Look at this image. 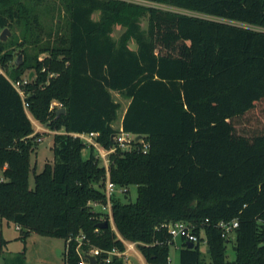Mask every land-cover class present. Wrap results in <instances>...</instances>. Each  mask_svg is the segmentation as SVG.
<instances>
[{
	"label": "trees",
	"instance_id": "1",
	"mask_svg": "<svg viewBox=\"0 0 264 264\" xmlns=\"http://www.w3.org/2000/svg\"><path fill=\"white\" fill-rule=\"evenodd\" d=\"M142 1L192 14L124 0H0V28L13 32L0 41V65L7 69L17 48L23 55L11 75L0 71V219L20 226L23 238L84 234L105 251L136 242L148 264L169 263L168 225L186 222L199 242L190 249L181 237V264H203L204 242L211 264H264V130L245 129L264 114V0ZM51 8L65 10L66 21L44 20ZM115 25L126 28L118 40ZM27 71L34 73L24 87L28 109L9 80ZM113 93L129 100L123 131L150 147L118 148L107 169L94 149L84 158L86 144L70 133L98 132L104 149L115 147L121 104ZM55 102L65 114L51 110ZM30 115L64 130L34 189L31 153L40 134ZM108 173L128 189L124 198L131 186L138 192L134 202L112 197L115 229L91 207L107 204ZM233 220L231 241L219 224ZM104 221L109 226L99 228ZM76 245L66 264H79Z\"/></svg>",
	"mask_w": 264,
	"mask_h": 264
},
{
	"label": "rangeland",
	"instance_id": "2",
	"mask_svg": "<svg viewBox=\"0 0 264 264\" xmlns=\"http://www.w3.org/2000/svg\"><path fill=\"white\" fill-rule=\"evenodd\" d=\"M141 4L154 6L158 8L161 7L160 4H155L151 2H141ZM95 20L100 19V14L96 13L94 15ZM49 24L55 25L56 21L62 20L63 23L66 21V14L65 10H62L60 13L58 10H46V16L44 18ZM148 20L145 18L142 22V26L144 29L147 28ZM8 28H0V37ZM11 35L8 36V41L13 36L12 30L9 29ZM126 31V28L122 25H115L113 29V39L118 40L120 36ZM1 41V40H0ZM132 49H137V45L132 43ZM21 54H19V49L15 50V58L12 62L9 63V67L3 68L0 65V70L4 73H8L11 75V70L13 68L14 62L16 59L19 58ZM44 57V54L41 55V59ZM30 71H27L24 75V78H29L28 75ZM115 101L121 104V109L119 110L118 119L115 121V129L120 131V121L125 112L129 100L120 95L119 93H113ZM259 115V116H258ZM33 126L35 129V133H39V140L37 141L36 146L31 153V171L29 175V187L34 189L35 187V173H40L43 171L45 165L47 163L54 164L55 162V154H54V135L58 134L55 131L49 129L47 125L38 122L30 115ZM257 117V118H255ZM256 119L251 127H246L245 129L257 132L260 129L264 130V114H257L254 116ZM242 128V127H241ZM244 128V127H243ZM242 128V129H243ZM64 130L59 131V133H63ZM47 143V147L41 148L42 145ZM102 147V146H101ZM94 149L95 155H98L99 152L96 150L95 146H90L86 144V149L83 151L84 158H88L91 154V150ZM110 157V156H109ZM102 165H105V162L102 160ZM2 172H0V179H2ZM117 195H120L124 202H134L138 197L137 187L131 186L128 198L126 197L125 193L117 192ZM91 207L100 213L109 214V210L105 209L104 205L93 203ZM103 220L106 219L104 215ZM113 229H115L114 222L112 223ZM231 241L234 240V236L232 235ZM183 242L181 237H177L174 239V244L170 245L169 248V264H181L180 263V252L182 248ZM202 251L204 252L203 255V264H211L210 256L206 253L207 247L206 243L202 244ZM139 251V250H138ZM68 243L66 238L58 237V236H42L35 232H30L25 238L22 237V231L17 229V225L13 222H8L7 220L0 219V264H20L18 261V257L21 256L24 260V264H66L65 259L66 255L68 254ZM61 253V254H60ZM140 256L137 255H130L124 261V264H147L141 253L139 252ZM227 257L229 260H234L235 253L233 250V242H230L227 246Z\"/></svg>",
	"mask_w": 264,
	"mask_h": 264
},
{
	"label": "built area",
	"instance_id": "3",
	"mask_svg": "<svg viewBox=\"0 0 264 264\" xmlns=\"http://www.w3.org/2000/svg\"><path fill=\"white\" fill-rule=\"evenodd\" d=\"M128 1L131 3H137L141 4V2H144L142 0H124ZM164 9L179 12V13H187V14H192L187 11H182L179 9H173V8H168L161 6ZM1 71V70H0ZM1 73L5 74L4 72L1 71ZM10 82L12 83L13 87L17 90V92L22 96L24 100V106L26 109H28L29 104L27 101H25L26 98V92L24 87L30 82L31 79L29 78H23L22 80H12L9 79ZM54 107H59L60 109L63 108L62 104H59L57 102L53 103L51 106V110L54 109ZM56 133L59 134V131H55ZM117 136L115 137V147L106 150L103 147H101V144L97 141V138L99 137L100 133L98 132H91V133H70V135L74 137L80 138L85 144H89L90 146H95L96 150H98L99 154L98 156L105 162V167L108 169L109 164H110V155L115 152L118 148L123 149V150H128L132 149L135 146V142H137V135L131 134V133H126L123 131L121 128L118 133H116ZM41 140V139H39ZM139 142L142 143V149L146 153L149 150V143L145 142L144 139L139 140ZM106 195H107V204L104 205L105 209L109 210V220L110 222H114L112 218V202L111 199L112 197L119 193H126L128 191L127 188H118L116 184H114L109 177V173L107 174V182H106ZM219 226L222 229V236L223 238L229 239V236L234 233L236 228L239 226L238 220H233V221H222ZM170 234L174 239L177 237H182L184 236L186 241L188 243H193L194 245L199 242V237L193 233L192 228L190 225L186 222H176L174 224H169L168 225ZM17 229L20 230V226H17ZM123 242L126 245L125 251H119L117 249L111 250V251H105L102 250L94 245L91 244V242L86 238L84 234H80L78 236H71L68 240V249L70 248V245L73 242H76V252L78 253L80 257L79 264H91L90 257H95L96 262L95 264H109L113 261L115 257L122 258L125 260L128 258L130 255H139L138 251V243L136 242H129L125 241L122 239ZM85 247H88V249H85ZM106 255V256H103ZM148 264V263H147ZM169 264V263H168Z\"/></svg>",
	"mask_w": 264,
	"mask_h": 264
},
{
	"label": "water",
	"instance_id": "4",
	"mask_svg": "<svg viewBox=\"0 0 264 264\" xmlns=\"http://www.w3.org/2000/svg\"><path fill=\"white\" fill-rule=\"evenodd\" d=\"M9 35H11V32L9 31V29H6V31L0 37V40L6 41L8 39ZM22 63H23V55H20L19 58L15 60V64L19 66ZM33 75H34V73H31L30 79L33 78ZM65 113H66V109L65 108H61L58 111V115L65 114ZM116 136H117V134H115L113 136V141L114 142H115V137ZM141 139H143V136L142 135H138L136 140L139 141ZM47 146H48L47 143H45L44 145L41 146V148H45ZM108 226H109V221H104L103 223L98 225L99 228H105V227H108ZM187 246H188V248L192 249V248H194L195 245L193 243H188ZM90 261H91V264H95V262H96L95 257H93V256L90 257Z\"/></svg>",
	"mask_w": 264,
	"mask_h": 264
},
{
	"label": "crops",
	"instance_id": "5",
	"mask_svg": "<svg viewBox=\"0 0 264 264\" xmlns=\"http://www.w3.org/2000/svg\"><path fill=\"white\" fill-rule=\"evenodd\" d=\"M126 111V110H125ZM125 113V112H124ZM124 113H123V116H124ZM123 116L121 118V121H120V129L122 128V120H123ZM113 127H115V125H113Z\"/></svg>",
	"mask_w": 264,
	"mask_h": 264
}]
</instances>
